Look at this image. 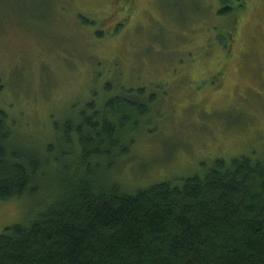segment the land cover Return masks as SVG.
<instances>
[{"label": "rangeland", "instance_id": "1", "mask_svg": "<svg viewBox=\"0 0 264 264\" xmlns=\"http://www.w3.org/2000/svg\"><path fill=\"white\" fill-rule=\"evenodd\" d=\"M226 3L228 14L221 0H0V109L19 140L47 149L85 103L156 94L129 154L101 174L129 192L202 175L217 158L263 159L264 0ZM35 201L0 200V232Z\"/></svg>", "mask_w": 264, "mask_h": 264}, {"label": "trees", "instance_id": "2", "mask_svg": "<svg viewBox=\"0 0 264 264\" xmlns=\"http://www.w3.org/2000/svg\"><path fill=\"white\" fill-rule=\"evenodd\" d=\"M221 1L220 14L234 10ZM155 99L124 88L91 100L55 124L47 149L19 140L0 109V200H36L25 223L0 232V264H264V158H217L202 175L136 192L102 177Z\"/></svg>", "mask_w": 264, "mask_h": 264}]
</instances>
